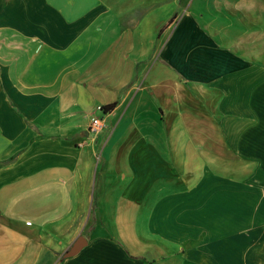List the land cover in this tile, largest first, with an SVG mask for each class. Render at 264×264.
Here are the masks:
<instances>
[{"label": "crops", "instance_id": "obj_1", "mask_svg": "<svg viewBox=\"0 0 264 264\" xmlns=\"http://www.w3.org/2000/svg\"><path fill=\"white\" fill-rule=\"evenodd\" d=\"M192 3L0 0V264H264V0Z\"/></svg>", "mask_w": 264, "mask_h": 264}, {"label": "rangeland", "instance_id": "obj_2", "mask_svg": "<svg viewBox=\"0 0 264 264\" xmlns=\"http://www.w3.org/2000/svg\"><path fill=\"white\" fill-rule=\"evenodd\" d=\"M191 1V0H190ZM190 8L193 12L198 14H203L204 18L207 20H211L213 23H218L221 25L232 24L231 29L228 27L226 31H223L225 37L224 39L234 38V36L241 31H234L232 28L234 27L233 17L229 18L223 12H219L216 7V0H192ZM232 1V0H230ZM166 8H170L169 5H165ZM172 18V17H171ZM170 18V19H171ZM169 19V20H170Z\"/></svg>", "mask_w": 264, "mask_h": 264}, {"label": "built area", "instance_id": "obj_3", "mask_svg": "<svg viewBox=\"0 0 264 264\" xmlns=\"http://www.w3.org/2000/svg\"><path fill=\"white\" fill-rule=\"evenodd\" d=\"M97 111L103 114L102 107L98 106ZM104 128L103 120L100 116L93 117L90 119V123L88 125V132L94 136L99 134Z\"/></svg>", "mask_w": 264, "mask_h": 264}, {"label": "water", "instance_id": "obj_4", "mask_svg": "<svg viewBox=\"0 0 264 264\" xmlns=\"http://www.w3.org/2000/svg\"><path fill=\"white\" fill-rule=\"evenodd\" d=\"M85 245V243H82L81 239H78L76 243L73 245V247L70 249V251L67 253V257L73 256L78 251L81 250V248Z\"/></svg>", "mask_w": 264, "mask_h": 264}, {"label": "trees", "instance_id": "obj_5", "mask_svg": "<svg viewBox=\"0 0 264 264\" xmlns=\"http://www.w3.org/2000/svg\"><path fill=\"white\" fill-rule=\"evenodd\" d=\"M114 106H115L114 103L111 104V105L103 106V107H102V111H103V113H107V112H109L110 110H112V108H114Z\"/></svg>", "mask_w": 264, "mask_h": 264}]
</instances>
